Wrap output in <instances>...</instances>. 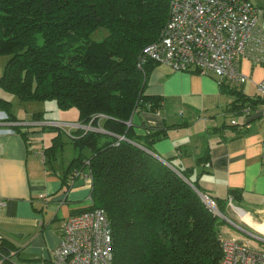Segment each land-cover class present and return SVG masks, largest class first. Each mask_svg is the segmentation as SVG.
Wrapping results in <instances>:
<instances>
[{"label":"trees","instance_id":"1","mask_svg":"<svg viewBox=\"0 0 264 264\" xmlns=\"http://www.w3.org/2000/svg\"><path fill=\"white\" fill-rule=\"evenodd\" d=\"M169 8L170 0H0V56H8L0 89L23 102L56 100L62 109L77 108L79 122L105 130L73 131L71 141L81 151L66 168L63 183L69 187L70 173L90 161L92 207L103 208L111 221L114 264H219L223 255L225 220L195 189L203 191L192 178L194 167L179 168L167 159L191 185L154 154V143L166 138L171 127L185 124L150 127L138 119L141 112L163 106L161 96L146 92L157 62L138 63L159 38ZM99 28L107 34L93 39ZM219 84L235 96L227 112L238 115L254 102ZM12 107L0 96V108L19 121ZM33 119L45 120L44 112H35ZM239 125L224 123L210 130ZM49 130L59 132L45 151L52 160L63 139L60 128ZM237 192L231 189L230 196L241 199ZM227 200L216 199L224 214ZM14 251L9 240L0 238L2 257Z\"/></svg>","mask_w":264,"mask_h":264},{"label":"crops","instance_id":"2","mask_svg":"<svg viewBox=\"0 0 264 264\" xmlns=\"http://www.w3.org/2000/svg\"><path fill=\"white\" fill-rule=\"evenodd\" d=\"M259 8V23L264 27V11ZM242 70L251 78L242 87L243 93L260 95L258 83L264 79V65L245 58ZM146 92L161 96L163 106L156 112H141L139 121L160 128L185 124L171 127L166 138L154 143L155 153L172 158L179 168L194 167L192 178L198 179L202 193L217 200L228 198L224 212L232 222L229 225L246 235L264 237V118L236 115L240 117L236 130L211 132L228 123L224 119L220 124V118L225 117L235 96L225 93L212 75L173 71L161 63L151 70ZM0 93L14 106V94L8 98L5 90ZM12 112L20 120L30 121L36 111L26 118L13 107ZM44 119L51 120L45 115ZM239 128L244 132H238ZM61 130L69 136L70 129ZM49 131L48 126L36 125L22 126L13 134L0 133V194L6 200L0 212V238L9 240L15 249L7 258L0 254V264H54L66 218L92 203V187L84 179H78L75 186L63 183L70 163H61L59 155L50 160L45 154L52 136H47ZM206 155L207 161L200 164L199 158ZM231 189H237L242 198L233 199ZM222 228L221 235L226 234Z\"/></svg>","mask_w":264,"mask_h":264},{"label":"built area","instance_id":"3","mask_svg":"<svg viewBox=\"0 0 264 264\" xmlns=\"http://www.w3.org/2000/svg\"><path fill=\"white\" fill-rule=\"evenodd\" d=\"M259 14L260 8L253 0H170L169 19L159 38L144 49L138 66L152 60L173 71L212 75L244 92L242 87L251 78L242 70L243 60L249 58L254 65H264V27L259 23ZM258 89L260 95L251 97L254 102L238 110L244 119L264 118V79L258 83ZM235 112L226 111L224 115L236 117ZM230 123L235 125L240 121L233 118ZM36 125L68 128L72 130L68 131L70 137H74L73 131L77 129L100 131L102 128L60 120L14 121L6 111H0V133L13 134L16 127ZM70 178L71 186L84 179L92 187L90 161L85 160L83 169L73 170ZM202 198L214 214L227 219L215 198L206 193ZM5 205L6 200L0 194V212ZM249 235L264 241L260 235ZM222 250L219 264H264V248H254L235 238L224 239ZM53 263L114 264L111 221L103 208L92 207L91 203L66 218Z\"/></svg>","mask_w":264,"mask_h":264},{"label":"rangeland","instance_id":"4","mask_svg":"<svg viewBox=\"0 0 264 264\" xmlns=\"http://www.w3.org/2000/svg\"><path fill=\"white\" fill-rule=\"evenodd\" d=\"M255 4H259L264 11V0H253ZM107 29L105 28H99L93 35V39H101L107 34ZM8 59V56H0V76L2 75L3 67ZM216 78V77H215ZM217 80H219L217 78ZM1 90V89H0ZM8 95V98H12L14 96L12 93H9L5 91ZM1 94V93H0ZM15 101L13 109L17 115H19L21 118L31 117L32 113L35 111H43L46 118H50L51 121L56 120H64V121H77L79 120V111L77 108H71V109H62L58 106L56 100H46V101H28V102H21L19 101L18 97L15 95ZM233 118H236L239 120L240 117H230V115H227L223 118H220V124L225 121L231 122ZM62 132V139H63V146L59 148L57 151V155H59V160L61 163H65L68 165L70 161L79 154L81 151L80 149L76 148L72 141L70 140V137L68 136L67 132ZM58 131H49L47 132V136H51L50 138V144L51 146L53 144L54 137L58 135ZM49 138V137H48ZM48 146V147H49ZM85 153H89V150L84 149ZM90 200V196L88 198ZM225 218H223L224 220ZM231 221V220H230ZM228 219H225V223L221 225V227H224L223 230H227L226 234H222V239H231L235 238L237 240L243 241L250 246L254 248H264V241L259 240L251 235H246L244 232L239 231L235 226L229 225L232 224ZM228 223V224H227ZM230 235L231 237H229Z\"/></svg>","mask_w":264,"mask_h":264},{"label":"water","instance_id":"5","mask_svg":"<svg viewBox=\"0 0 264 264\" xmlns=\"http://www.w3.org/2000/svg\"><path fill=\"white\" fill-rule=\"evenodd\" d=\"M130 123V122H129ZM100 131H102V132H105V130H104V128L102 129H100ZM151 152V151H150ZM153 153V152H152ZM158 158H160L162 161H164L165 163H167L169 166H171L173 169H175L177 172H179V174L180 175H182L181 174V172L178 170V169H176L171 163H169V161L167 160V159H165V158H163V157H161V156H159L158 154H156V153H154ZM183 177H184V175H182ZM185 178V177H184ZM186 179V178H185ZM186 181L187 182H189L191 185H193L192 184V182L191 181H189L188 179H186ZM195 189L199 192V194L202 196V192L198 189V188H196L195 187ZM227 217V216H226ZM228 219V218H227Z\"/></svg>","mask_w":264,"mask_h":264},{"label":"bare ground","instance_id":"6","mask_svg":"<svg viewBox=\"0 0 264 264\" xmlns=\"http://www.w3.org/2000/svg\"><path fill=\"white\" fill-rule=\"evenodd\" d=\"M144 53V52H143ZM144 66V65H143ZM124 137V136H123ZM225 220V219H224ZM230 221V220H229ZM231 222V221H230ZM239 227V226H238Z\"/></svg>","mask_w":264,"mask_h":264}]
</instances>
